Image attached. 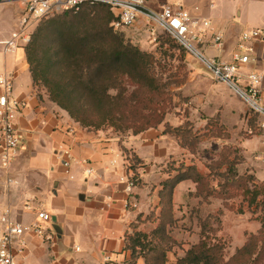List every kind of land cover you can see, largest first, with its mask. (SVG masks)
Instances as JSON below:
<instances>
[{"label": "crops", "instance_id": "obj_1", "mask_svg": "<svg viewBox=\"0 0 264 264\" xmlns=\"http://www.w3.org/2000/svg\"><path fill=\"white\" fill-rule=\"evenodd\" d=\"M170 1L148 0V4L158 8ZM177 2L193 16L210 21L201 49L207 56L224 62L232 61L244 30L264 26V0ZM7 3L11 2L0 3V41L11 37L22 13L19 2L11 7ZM216 33L222 35L220 46L215 45ZM25 46L6 52L0 44V73L12 75L13 93L24 103L16 119L22 138V157L18 161L12 159L7 168L0 167V194L13 208L15 216L25 223L32 220L34 211L26 209L24 204L33 198L34 207L41 206L55 217L61 233H56L50 241L26 234L28 247L25 254L17 257L18 263L102 264L104 256L131 263L126 235L136 230L150 232L156 226L157 222L147 217L160 209L161 182L176 173L167 171L169 160L182 154L184 149L159 129L122 137L112 129L82 127L51 101L45 91L36 89ZM263 57L264 46L254 43L251 61L242 66V72L260 70ZM260 103L264 107V80ZM245 105L225 101L213 110L208 104L203 112L207 116L220 114L232 140L242 147L245 160L238 166L239 171L250 169L264 180V129L252 137L239 134L248 128ZM198 124L203 126L205 121L201 119ZM124 149L142 161L135 169L139 183L131 190L127 185L134 169ZM29 152L33 154L28 156ZM13 162L17 164L14 166ZM13 166L16 177L10 173ZM88 167L93 169L91 173L86 172ZM7 176L17 183L5 187ZM192 184L184 180L176 186L175 205L179 194L185 193ZM135 264H145V261L139 257Z\"/></svg>", "mask_w": 264, "mask_h": 264}, {"label": "rangeland", "instance_id": "obj_2", "mask_svg": "<svg viewBox=\"0 0 264 264\" xmlns=\"http://www.w3.org/2000/svg\"><path fill=\"white\" fill-rule=\"evenodd\" d=\"M14 3L17 6L16 1L6 6L11 7ZM118 32L123 34L126 42L153 57L154 70L161 87L159 93L146 91L145 95H149L150 99L146 110L155 111V115L151 116L150 124L137 134L150 129H159L163 133L168 131L166 134L174 138L184 152L169 160L167 169L195 167L196 170L187 173L195 179L198 178L197 172L203 176L198 183L188 179L193 186L186 188L183 195L179 194L177 204L173 202L172 211L166 206L161 216L159 206V210L149 215L148 219L157 222L156 226L162 218L166 232L152 238L156 248L147 251V264H177L192 247L202 241L210 248L214 258L212 264H264L263 240L259 235L262 227L259 218L261 209L256 204H249L244 193L247 175H253L256 183H264V180L257 178L250 169L239 171L238 166L245 160L242 147L233 141L234 138L232 140V134L222 123L220 114L207 116L203 112L208 104L213 110L225 101L239 105L246 103L225 84L221 86L208 69L171 36L159 28H150L144 19ZM129 86V91L137 87L135 83ZM36 89L47 93L44 86H37ZM246 109L248 128L239 132L245 138L263 130L259 129V115L254 118L253 110L248 105ZM201 119L205 121L203 126L198 124ZM249 128L254 131L253 134L249 133ZM103 129H112L122 137L137 135L133 128L115 130L107 126ZM124 150L129 163L134 164L135 168L140 167L142 161L133 159L129 149ZM21 153V150L16 152V161L22 157ZM31 154L33 152L27 155ZM230 162L236 163L237 175L228 172ZM14 166L10 168V173L16 177ZM251 184L249 181L248 185ZM248 243L257 245L251 260L236 258L237 250Z\"/></svg>", "mask_w": 264, "mask_h": 264}, {"label": "trees", "instance_id": "obj_3", "mask_svg": "<svg viewBox=\"0 0 264 264\" xmlns=\"http://www.w3.org/2000/svg\"><path fill=\"white\" fill-rule=\"evenodd\" d=\"M114 18L111 7L102 2H85L78 9H66L43 18L25 46L26 59L35 87L44 86L50 100L66 110L82 127L89 130L107 126L115 130L133 128L137 134L155 115V111L146 110L150 99L145 94L159 93L161 87L153 57L126 42L123 34L111 26ZM132 83L137 87L129 91ZM116 90L118 92L114 93ZM256 117L257 113L254 114ZM136 156L133 154V159L139 160ZM130 167L134 169L131 180L138 184L136 166L130 163ZM190 170L196 169H167L170 174L176 173L161 182V216L166 206L173 210V193L180 182L190 179L198 183L203 178L198 172V178H193L187 173ZM228 172L237 175L236 163H229ZM249 181L251 185H248ZM244 193L249 204H256L261 209L259 235L264 241V183H256L253 175H247ZM165 232V222L160 218L150 232L136 230L127 234L126 249L131 252V263L135 264L137 258L142 257L147 264V251L156 248L152 238ZM256 247V244H245L237 250L235 257L250 261ZM210 253V248L202 241L177 264H212L214 258Z\"/></svg>", "mask_w": 264, "mask_h": 264}, {"label": "built area", "instance_id": "obj_4", "mask_svg": "<svg viewBox=\"0 0 264 264\" xmlns=\"http://www.w3.org/2000/svg\"><path fill=\"white\" fill-rule=\"evenodd\" d=\"M19 2L22 13L17 29L11 37L0 41L6 52H12L26 45L37 22L41 19L63 12L66 9H78L85 2H102L111 7L115 16L111 26L115 31H124L133 27L140 19H144L150 28H159L171 36L181 47L186 49L200 61L211 73L212 77L225 84L255 113L259 115V129H264V107L261 105V86L264 80V57L262 68L244 74L242 66L251 61L254 43L264 46V26L244 30L238 40L237 49L231 62H224L209 57L200 48L205 39L210 21L200 20L190 11L181 7L177 0H171L158 8H152L148 0H0V3ZM215 45L220 46L222 35H214ZM243 79V80H242ZM0 167L7 168L16 152L22 146V138L16 126V119L23 101L18 99L14 91L12 75L0 73ZM249 133L254 131L249 129ZM65 164H68L65 161ZM91 167L86 168L91 173ZM4 186L10 187L17 181L10 176L5 178ZM134 183L128 182L131 190ZM34 199H28L24 206L34 211L29 223L19 220L13 208L6 203L0 194V264H19L17 257L25 254L28 247L26 234H32L45 241L52 240L56 232L52 226V215L45 208L33 205ZM102 264H131L127 261H116L104 256Z\"/></svg>", "mask_w": 264, "mask_h": 264}, {"label": "water", "instance_id": "obj_5", "mask_svg": "<svg viewBox=\"0 0 264 264\" xmlns=\"http://www.w3.org/2000/svg\"><path fill=\"white\" fill-rule=\"evenodd\" d=\"M52 226H53V229L55 230L56 233H59V234L61 233V229H60L59 225L57 224L54 216H52Z\"/></svg>", "mask_w": 264, "mask_h": 264}]
</instances>
